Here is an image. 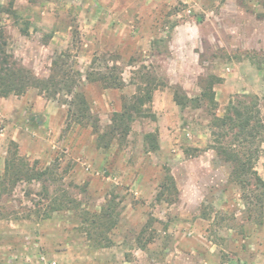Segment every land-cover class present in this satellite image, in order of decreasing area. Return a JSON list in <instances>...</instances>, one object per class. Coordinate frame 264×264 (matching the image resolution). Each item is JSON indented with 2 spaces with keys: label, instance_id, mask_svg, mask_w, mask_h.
Wrapping results in <instances>:
<instances>
[{
  "label": "rangeland",
  "instance_id": "374dc122",
  "mask_svg": "<svg viewBox=\"0 0 264 264\" xmlns=\"http://www.w3.org/2000/svg\"><path fill=\"white\" fill-rule=\"evenodd\" d=\"M0 33L10 64L43 82L0 98V264H264L262 189L218 150L235 134L215 135L231 104L264 125V0H0ZM111 69L120 89L96 81ZM146 79L147 116L111 137ZM76 94L99 134L74 117ZM14 157L34 180L6 172ZM55 198L77 208L52 212ZM108 206L117 226L97 245L76 210Z\"/></svg>",
  "mask_w": 264,
  "mask_h": 264
},
{
  "label": "trees",
  "instance_id": "16d2710c",
  "mask_svg": "<svg viewBox=\"0 0 264 264\" xmlns=\"http://www.w3.org/2000/svg\"><path fill=\"white\" fill-rule=\"evenodd\" d=\"M5 41L2 33H0V98H7L11 95H22L31 86L37 88L43 86V82L36 81L27 72L14 68L8 61V55L5 51ZM96 81L101 83L107 88L120 89L122 87V80L116 74L115 69H111L110 72L98 74ZM93 81H95L93 79ZM148 84L143 88L139 87L137 94L133 97V102L122 113H116L112 125L110 127V136H116L117 133L126 135L129 132V123L133 120V113L137 116H147L144 106L152 102V95L154 92L153 82L146 79ZM46 83H44L45 85ZM176 102L182 107L187 106L188 99L181 97L178 94L175 95ZM212 100V99H211ZM72 105L75 106L76 112L74 117L80 120L82 124L85 122L90 124L95 134H99L98 120L95 119L89 108L88 99L84 94L74 95V101ZM216 125L220 127V132H216L215 135L218 138H222L228 134L227 130L234 133L235 143L234 148L227 149L221 142H219L218 150L220 154L225 157L233 165L232 176L235 181H238L244 188L249 186H255L256 189L261 188V194L258 199L260 203L264 202V181L258 176L255 170V161L259 157V149L256 147V140L264 142V125L259 120L258 115L254 107H240L231 104L229 113L222 118L216 119ZM100 139L103 141L106 136L100 135ZM151 143H156L155 136L148 135ZM155 148H157L155 146ZM6 172L13 170V176L18 180L21 176H26L27 180L32 181L35 179L34 175L22 162H16V158H12L7 161ZM9 173H6V175ZM11 174V173H10ZM46 173H39L36 176L37 180H40ZM166 180L174 187V182L171 176L167 175ZM253 181V183H252ZM69 204L54 199V206L52 212L73 211L76 208L72 207L74 200L69 199ZM76 215L83 218L84 224L89 225L86 230L87 233L98 244L102 245V241L110 243L107 234L116 229L117 226V213L115 208L108 206L103 208L99 213H89L76 210ZM106 243V244H107Z\"/></svg>",
  "mask_w": 264,
  "mask_h": 264
}]
</instances>
